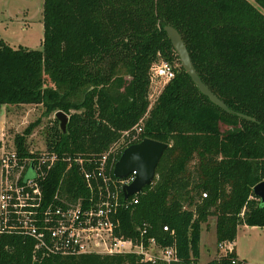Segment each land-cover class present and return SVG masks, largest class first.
Instances as JSON below:
<instances>
[{"label":"trees","instance_id":"obj_1","mask_svg":"<svg viewBox=\"0 0 264 264\" xmlns=\"http://www.w3.org/2000/svg\"><path fill=\"white\" fill-rule=\"evenodd\" d=\"M43 14L42 50L0 39V112L43 105L66 113L67 131L56 126L46 140L60 155L100 157L115 147L117 164L144 139L167 144L155 181L119 211L117 235L174 248L171 264H233L235 252L201 263L202 229L216 218L222 245L236 241L240 226L264 228L254 194L264 182V0H44ZM166 26L179 31L200 78L234 114L199 91ZM161 59L179 67L150 108V71ZM141 121L140 139L122 142ZM30 127L15 139L20 153ZM67 167L57 163L45 182L47 203L60 185L73 198L83 194L77 166L65 175ZM0 264L167 263L137 254L43 257L33 240L3 233Z\"/></svg>","mask_w":264,"mask_h":264},{"label":"built area","instance_id":"obj_2","mask_svg":"<svg viewBox=\"0 0 264 264\" xmlns=\"http://www.w3.org/2000/svg\"><path fill=\"white\" fill-rule=\"evenodd\" d=\"M176 76L174 66L161 60L150 71L151 106L164 88ZM143 121L123 135L140 139ZM124 137V136H123ZM116 148L100 157L60 155L43 148L27 149L20 153L17 147H3L0 156V235L3 233L31 239L35 251L43 257H71L85 254L112 256L137 254L144 261H176L174 248L159 249L154 238L135 242L119 237V211L138 204V199H126L124 187L132 184L137 172L125 179L115 174ZM67 164L65 172L75 165L84 181L83 194L71 197L60 185L50 202L45 201L44 184L57 163ZM204 198L207 194L203 195ZM166 231H169L165 227ZM146 231H143L144 235ZM228 243L219 245L223 255L232 253ZM231 245V243H229ZM158 254H157V253ZM233 264H248L236 258Z\"/></svg>","mask_w":264,"mask_h":264},{"label":"rangeland","instance_id":"obj_3","mask_svg":"<svg viewBox=\"0 0 264 264\" xmlns=\"http://www.w3.org/2000/svg\"><path fill=\"white\" fill-rule=\"evenodd\" d=\"M43 11L44 0H0V39L14 49L42 50L44 41ZM174 63L173 61L174 67H179L177 63ZM150 93L149 86L148 101L151 103L153 98ZM4 112L6 117L0 123V156L3 147H14L16 137L24 134L28 128H31L30 126H33L32 132L26 136L29 149L46 147L48 134L52 135L56 126L60 128V122H57L56 118L58 112L48 114L43 105L8 106ZM133 139L122 133V142L129 143ZM216 224V218L212 217L208 223L203 225L202 260L205 263L223 255V250L217 243ZM238 245L239 249L249 258H256L264 264V228H240Z\"/></svg>","mask_w":264,"mask_h":264},{"label":"water","instance_id":"obj_4","mask_svg":"<svg viewBox=\"0 0 264 264\" xmlns=\"http://www.w3.org/2000/svg\"><path fill=\"white\" fill-rule=\"evenodd\" d=\"M165 31L175 48L184 70L198 87L199 91L204 96L208 97L214 105L230 114H234L233 111H231L200 78L179 31L173 26H166ZM237 115L241 118L254 121V119L243 114ZM56 118L60 122V129L63 132H66L70 117L66 113L60 111L56 114ZM168 147L167 144L151 139H144L142 142L131 145L125 149L115 166V176L118 179H125L133 172H137L134 182L125 186L123 189L126 199L141 193L147 186H150L155 181L157 168ZM254 194L260 198L261 203L264 206V182H261L254 188Z\"/></svg>","mask_w":264,"mask_h":264},{"label":"crops","instance_id":"obj_5","mask_svg":"<svg viewBox=\"0 0 264 264\" xmlns=\"http://www.w3.org/2000/svg\"><path fill=\"white\" fill-rule=\"evenodd\" d=\"M5 108H6V107H3V109H2V112H3V113L1 112V114H0V115H1V116H0V123H2V122H3V119H5V117H6V114H5V112H4ZM1 150H2V149H1ZM240 228L248 229L249 226H240L239 229H240ZM252 228L257 229L258 227H252ZM239 229H238V232H239ZM226 245L231 246L232 249H233V252L236 253L237 257H238L239 259H241V260L247 262L248 264H262V262H260V261H259L258 259H256V258H249V256H247L242 250L239 249V245H238V235H237V239H236V241H235L234 243H232L231 245L228 243V244H226ZM219 256H220V255H219ZM219 256H217V257H219ZM202 257H203V250H202V238H201V258H200V261H201V263H205V262H203ZM217 257H215V258H217ZM215 258H214V259H215ZM212 260H213V259H212ZM210 261H211V260H210ZM210 261H208V262H210ZM208 262H206V263H208Z\"/></svg>","mask_w":264,"mask_h":264}]
</instances>
